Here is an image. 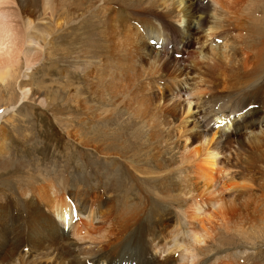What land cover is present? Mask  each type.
I'll use <instances>...</instances> for the list:
<instances>
[{"label": "bare ground", "instance_id": "1", "mask_svg": "<svg viewBox=\"0 0 264 264\" xmlns=\"http://www.w3.org/2000/svg\"><path fill=\"white\" fill-rule=\"evenodd\" d=\"M71 1L0 0V85L10 98L18 89L19 102L35 96L41 105L48 103L47 97L34 91L27 80L31 76L28 71L47 57L55 35L66 22L65 13L72 14L75 20L83 15L77 13V7L67 6ZM128 1L130 4L125 0H94L99 2L102 38L106 42L104 76L97 83L103 84L102 94L107 89L115 99L119 94L126 98L131 95L127 106L135 115L152 120L155 128L164 121L176 134L180 183L168 190L174 215L161 216L153 228L157 230L148 238L141 237L138 231L127 238L136 210L125 212L117 220L111 209L113 200L105 195L72 193L67 181L53 177L37 179L10 194L7 192L11 187L4 186L0 188V264H188L190 259L195 264H244L242 251L206 262L208 247L216 243L220 233L236 231L244 235L257 225L264 227V172H251L244 165L247 159L242 163L238 158L234 161L237 155L233 159L225 156L227 161L222 156L226 141L245 144V135L222 138V130L229 128L233 114L228 117L214 110L211 126L212 119L202 125L193 110V99L201 100L209 93L212 101L221 100L222 112L255 104L240 119L245 126L240 124L238 128L251 129L246 140L252 147L247 146L246 151L250 153L255 148L258 163H264V40L259 47L245 42L242 46L250 0H136L138 5ZM132 13L145 17L137 18ZM196 20L197 29L192 26ZM193 34L198 35V40L192 39ZM151 39L159 40L163 47L150 46L147 41ZM175 40H185L189 58L170 57L172 47L166 42ZM176 53L185 54L179 50ZM86 69L88 72V66ZM188 71L200 80L191 82L189 90L182 91L181 86L180 92L175 90L180 81L187 80L184 76ZM162 81V86L157 84ZM240 86L247 92L241 103H236L239 107H231L230 96L241 93ZM11 108L14 112L16 105ZM9 109L0 112V121ZM191 119L193 126L189 125ZM2 129L0 122V154L5 156L7 136ZM235 162L242 167L239 172L230 171ZM8 166V161H0V175L10 173ZM163 166L159 167L162 172ZM124 237V245L117 252H109Z\"/></svg>", "mask_w": 264, "mask_h": 264}, {"label": "rangeland", "instance_id": "2", "mask_svg": "<svg viewBox=\"0 0 264 264\" xmlns=\"http://www.w3.org/2000/svg\"><path fill=\"white\" fill-rule=\"evenodd\" d=\"M114 1L119 3L123 0ZM125 1L130 4L128 0ZM133 3L138 5L136 0ZM115 4H111V6L117 7ZM121 4L124 3L121 2ZM67 6L77 7L79 9L77 13H83V15L75 20L72 14L65 13L64 20L66 22L55 35L52 46L48 49L47 57L31 69V72L28 71L31 76L27 80L31 82L34 91H41V96L47 97L48 103L41 105L35 96L28 101L19 102L18 89L16 95L10 98L8 91L0 85V112L10 108L0 121L3 134L7 136L3 148L5 147V152L8 153L5 156L0 154V161L10 163L8 166L10 173L4 174L5 176L0 175V188L11 187L7 192L10 194L15 188L24 187L25 184L37 179L53 177L56 180L67 181L68 191L72 193H96L111 198L113 200L111 203L113 217L117 220L120 219V216L125 215V212L134 208L136 210L134 224L126 237L129 238L138 231L141 237L148 238V234L151 236L157 230H153V228L161 216L171 217L174 215L172 214L174 207L170 203L172 198L168 195V190L175 188L180 183L181 169L178 157L180 150L175 142L176 134L172 132L171 127L166 126L164 121L155 128L152 120L148 121L142 117L143 115H135L133 108H129L130 105L127 106L130 103L127 98L130 99L131 95L126 98L125 95L119 94L116 100L112 94H107V89L102 94L103 84L97 82L100 76H104L102 72L105 71L103 58L106 42L102 38V15L99 10V2L73 0L68 2ZM249 6L251 11L246 12L249 20L246 24V31H244L245 40L242 41V46L245 42L247 45L251 43L259 47L258 43L264 40V0H250ZM134 8L140 9V7ZM137 15L133 16L145 17L142 14ZM192 26L197 29L198 20ZM197 36V34H193L191 37L196 41L198 40ZM144 38L147 40L145 35ZM153 41L159 40L151 39L147 42L156 49L163 47L161 43L154 44ZM222 41L223 38L219 39L218 43L221 44ZM184 42L185 40L166 42L169 47H172L170 48L172 55L170 57L182 60L190 57V52L184 50ZM245 49L248 48L245 47ZM176 50L183 51L185 54L176 53ZM249 53L252 51L249 50ZM263 61L264 57L262 63ZM100 63L101 65H99ZM86 66H88V72ZM248 71L250 72V68ZM184 77L185 80L180 81L181 83L176 86L175 90L180 92V86L182 91L189 90L191 82L195 84L200 80L198 75H193L190 71ZM261 80L259 79V81ZM157 84L162 86L165 83L162 81ZM239 91L241 93L234 94L235 97L230 96L233 102L229 106L239 107L236 103H241L240 99L242 100V96L247 92L243 86H240ZM254 95L259 96L260 94L255 93ZM205 97L203 96L201 100L193 99V110L197 119L200 120V124L207 125L212 119L211 114L214 113V110L221 115H229L228 117L233 114L234 118L231 119L229 128L222 130L224 137L219 134L218 136L227 139L232 134L236 139L238 135H245L244 145H240L236 140H232L231 143L230 140L226 141L222 156L224 158L231 156L233 159L237 155L238 157L236 156L234 161L238 158L237 161L242 163L243 159H247L244 165L251 172H264V163H260L261 165L258 163L260 158L255 148H252L254 151L251 150L250 153L246 151L247 146L252 147L246 140V135L251 132V129L240 131L238 128L242 124L240 119L255 104L241 107V110L236 109L233 112L226 109V106L224 108L229 112H222L221 106L223 105L221 100H218L219 98H216L218 101L214 102L215 98L213 101L212 97L209 98L210 93ZM206 99L209 104L206 103ZM14 105L16 108L12 112L11 107ZM263 120H261V124L264 122ZM193 123L194 121L191 119L189 125L193 126ZM210 124L211 126L214 124L213 119ZM211 126L208 125L209 128ZM242 126H245L244 122ZM233 141L236 143H232ZM236 145L237 147H235ZM244 148L245 150H241ZM161 152L163 156L160 155ZM225 160L227 161V158ZM240 163L236 165L235 162L234 166L236 167L231 165L230 171L239 172L242 168L239 166ZM158 166H163V172ZM151 171L159 174H153ZM260 175L257 174L258 177ZM128 201L138 202L139 205L133 207L128 204ZM169 209L171 211H168ZM263 230L264 227L260 224L249 229L248 233L244 235L236 231H230L226 235L218 234L216 243L212 247H208L207 256L209 258L207 257L206 262L224 257L226 254L242 251V263L264 264ZM12 236L13 234H10L9 238L11 239ZM126 237L118 244L111 246L109 252H117L124 245Z\"/></svg>", "mask_w": 264, "mask_h": 264}, {"label": "clouds", "instance_id": "3", "mask_svg": "<svg viewBox=\"0 0 264 264\" xmlns=\"http://www.w3.org/2000/svg\"><path fill=\"white\" fill-rule=\"evenodd\" d=\"M188 264H195V261L190 259V260L188 261Z\"/></svg>", "mask_w": 264, "mask_h": 264}, {"label": "snow or ice", "instance_id": "4", "mask_svg": "<svg viewBox=\"0 0 264 264\" xmlns=\"http://www.w3.org/2000/svg\"><path fill=\"white\" fill-rule=\"evenodd\" d=\"M153 43H155V41H153Z\"/></svg>", "mask_w": 264, "mask_h": 264}]
</instances>
